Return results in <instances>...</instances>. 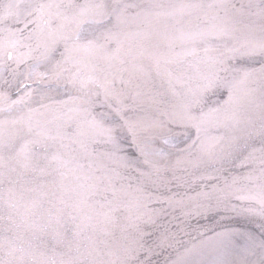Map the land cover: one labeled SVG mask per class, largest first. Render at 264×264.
Listing matches in <instances>:
<instances>
[{
  "label": "snow or ice",
  "instance_id": "snow-or-ice-1",
  "mask_svg": "<svg viewBox=\"0 0 264 264\" xmlns=\"http://www.w3.org/2000/svg\"><path fill=\"white\" fill-rule=\"evenodd\" d=\"M0 264H264V0H0Z\"/></svg>",
  "mask_w": 264,
  "mask_h": 264
}]
</instances>
